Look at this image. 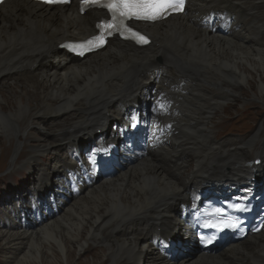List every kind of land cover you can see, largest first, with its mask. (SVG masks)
I'll return each instance as SVG.
<instances>
[{"label": "bare ground", "instance_id": "obj_1", "mask_svg": "<svg viewBox=\"0 0 264 264\" xmlns=\"http://www.w3.org/2000/svg\"><path fill=\"white\" fill-rule=\"evenodd\" d=\"M263 9L264 0H189L183 14L143 25L152 39L145 48L112 39L103 49L74 60L58 45L92 35L99 19L96 12L79 15L73 3L49 8L4 0L0 134L10 143L15 139L14 156L29 143L33 152L22 166L36 163L39 154L57 156L38 164L36 177L18 197L2 201H9L0 220L6 263L20 258L22 264L31 257L28 264H83L74 258L90 254L99 264H264V231L209 252L193 250L187 206L188 195L203 184L245 181L253 168L256 175L264 172V121L254 130L239 131L241 136L219 141L233 117L221 129L215 122L224 113L221 100L227 106L236 103L237 93L252 83L262 92L254 98H264V71L255 69L264 67ZM215 11L233 16L236 28L223 33L198 25L199 18ZM172 84L175 88H170ZM202 84L215 90L203 89ZM151 85L175 104V115L166 118L174 123L168 143L121 162L116 174L82 188L57 214L40 222L27 218L23 225L15 202L24 211L26 201L52 191L54 178L70 167L68 158L55 151L67 153L84 138H95L97 131H108V121L119 120L122 108L136 102ZM67 114L71 128L55 130L49 125ZM252 154L256 156L250 159ZM255 158L261 163L250 166ZM15 164L13 159L11 165ZM174 233L184 239L175 244L179 247L172 257H164L150 239ZM38 237L47 239L37 244Z\"/></svg>", "mask_w": 264, "mask_h": 264}, {"label": "rangeland", "instance_id": "obj_2", "mask_svg": "<svg viewBox=\"0 0 264 264\" xmlns=\"http://www.w3.org/2000/svg\"><path fill=\"white\" fill-rule=\"evenodd\" d=\"M262 12L264 14V9L262 10ZM244 60H248V59H244ZM251 66L254 67V64L252 63ZM255 69L258 70V72L264 71V67L258 68L257 66H255ZM255 81L257 82V79H255ZM202 87H203V89L206 88L210 91L214 90V88H212V87L208 88L205 84L204 85L202 84ZM237 94L239 95V97H237V100L235 101L236 103H234L232 105L228 104L229 106H227V101H225V100H221V102H220L221 105L223 106L222 113L223 112L224 113H223V115H221V117H219L218 119L215 120L217 128L221 129L222 127H226V126H224L223 122L227 118L233 117V120L228 124L227 129H226L227 132L221 138H219L218 141L223 139V138H227V137L241 136L239 134V131H243V130H246L249 128L254 130V127L257 125V123L264 121V98H262V99L254 98L255 95H257L259 97L262 94V92L258 91V89L256 88V84L252 83L250 86V89H244V91H239ZM68 115L69 114H67L63 117H59V118L57 117V120H55L54 122H52L49 125L54 127L55 130L58 128H63V127L64 128H67V127L71 128L72 122H71V119ZM62 124H63V126H62ZM26 130L30 131V126ZM31 131H33V130H31ZM261 136H262V139L264 140V132L261 133ZM67 139H65V140H67ZM86 141H87V139L84 138L82 143H84ZM0 142H1V144H0V218H2L5 214V211H4L6 208L5 205L7 204V202H9V201H6V202L2 203V201H5V199H11L12 200L14 198V196L18 197L19 191H22L24 188L29 187L31 185L30 181L33 180L32 177L33 178L36 177L35 175H36V172L38 171L37 168L39 167L38 164L43 165L47 162V161H43V159L47 160L50 157L56 158L57 156L55 155V153H50V152H49L50 157H48V158H47L48 153L45 155L39 154L38 155V161L36 163L32 162L31 164H29V166L27 164H26L27 166L25 164H24L25 166H22V163L24 161H26V159H27V155L29 153L31 154V152H33V151H31V148L28 146L29 143H25L26 145L23 148L24 149L23 151H25L26 154H23V151H20L19 154H17V156H14L13 145L15 144V139L13 138L12 143H10L9 138L1 133L0 134ZM259 143L260 142H258L256 144H259ZM63 144H65V143L62 141V145ZM2 147H5V149L1 151ZM55 152H56V154H59V156H62V154H63L62 149H58ZM253 156H256V154H252L250 156V158H252ZM13 159L16 160L15 165H11ZM20 165L22 166V168ZM26 169H28V170H26ZM27 193L28 192H24V194H27ZM6 229L10 230L13 228L10 227V228H6ZM43 237L37 238V244H40V243L44 242L45 239H47L46 237H45V239ZM0 244H1V242H0ZM190 244H191L192 248H194L196 246L194 241H191ZM2 245H0V247ZM205 252L206 251H203L202 253H205ZM45 256L48 260L51 261L50 255L45 254ZM19 259L15 262L11 261L12 263L10 262V264H18ZM44 259L45 258H43V260ZM74 260H75V262L82 260L83 264H99V262H98L99 260L96 263L95 261L92 260V257L90 254H83L79 258H74ZM31 261H32L31 257H28V258H25L24 263H22V264H28ZM0 264H8V263H6V260L3 256L2 252H1V248H0ZM102 264H112V263H102Z\"/></svg>", "mask_w": 264, "mask_h": 264}, {"label": "snow or ice", "instance_id": "obj_3", "mask_svg": "<svg viewBox=\"0 0 264 264\" xmlns=\"http://www.w3.org/2000/svg\"><path fill=\"white\" fill-rule=\"evenodd\" d=\"M4 0H0L3 3ZM44 3L55 4L64 3L67 0H43ZM85 5L102 6L108 9L112 14V22L105 25L106 29H115L130 33L131 38L136 39L138 42L147 43V39L139 32H135L131 27L126 24L127 20H148L156 21L164 19L172 13H181L185 8V0H83ZM123 32L121 34H123ZM103 37H95L93 40L88 41V46H101L103 44ZM237 211H246V205L233 204L230 205ZM222 227H238V224L228 222Z\"/></svg>", "mask_w": 264, "mask_h": 264}, {"label": "water", "instance_id": "obj_4", "mask_svg": "<svg viewBox=\"0 0 264 264\" xmlns=\"http://www.w3.org/2000/svg\"><path fill=\"white\" fill-rule=\"evenodd\" d=\"M197 249H198L199 251H201V250H202V249H200V248H198V247H197Z\"/></svg>", "mask_w": 264, "mask_h": 264}]
</instances>
